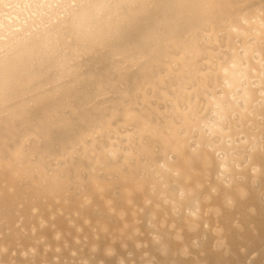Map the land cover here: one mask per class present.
Masks as SVG:
<instances>
[{
  "label": "bare ground",
  "instance_id": "bare-ground-1",
  "mask_svg": "<svg viewBox=\"0 0 264 264\" xmlns=\"http://www.w3.org/2000/svg\"><path fill=\"white\" fill-rule=\"evenodd\" d=\"M61 3L0 29V264H264V0Z\"/></svg>",
  "mask_w": 264,
  "mask_h": 264
},
{
  "label": "clouds",
  "instance_id": "clouds-1",
  "mask_svg": "<svg viewBox=\"0 0 264 264\" xmlns=\"http://www.w3.org/2000/svg\"><path fill=\"white\" fill-rule=\"evenodd\" d=\"M64 5L61 0H0V29L15 31L29 28L37 18L47 20ZM106 10L108 15H98V10ZM120 5L110 2H90L84 5V13L69 20L65 42L82 45L103 44L111 32L121 24ZM37 55H42L38 46Z\"/></svg>",
  "mask_w": 264,
  "mask_h": 264
}]
</instances>
